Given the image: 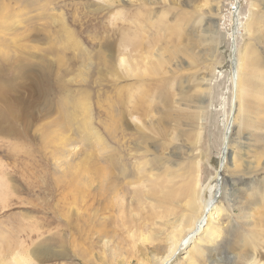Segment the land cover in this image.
<instances>
[{"label":"rangeland","instance_id":"rangeland-1","mask_svg":"<svg viewBox=\"0 0 264 264\" xmlns=\"http://www.w3.org/2000/svg\"><path fill=\"white\" fill-rule=\"evenodd\" d=\"M22 1L0 0V264H157L195 189L220 235L201 232L187 247L201 259L180 249L169 264H264V0L232 15V0ZM121 135L159 189L130 206L125 191L123 219L102 232L76 215L96 153Z\"/></svg>","mask_w":264,"mask_h":264},{"label":"bare ground","instance_id":"bare-ground-1","mask_svg":"<svg viewBox=\"0 0 264 264\" xmlns=\"http://www.w3.org/2000/svg\"><path fill=\"white\" fill-rule=\"evenodd\" d=\"M235 1L236 0H232L231 3L229 4V14L230 15H232L231 11L236 8L237 4ZM1 5L2 7H5L7 4L2 3ZM0 17H1L0 21L6 22L7 29H10L11 28L9 24L10 21L8 22V20H6L10 18V16L8 17V14L5 15L2 12H0ZM4 17L6 19H3ZM233 21H232V25H234ZM64 24H65L64 21L63 22L61 21L58 27V31L63 35L66 32L65 35H67L69 29L67 30ZM4 25L5 23L3 24V26ZM72 41L73 42H70V43L69 42L64 43L62 47L63 48L70 47V46L78 47L79 44H77V42L74 40ZM109 44H110V41L106 40L105 45L108 47L110 46ZM230 45H231V49H230L231 56H230V62L228 64L229 65V76H230L232 88L233 90H235V93H236L238 89L239 90L242 89L241 81H240V70L238 66L236 65L238 61V59L236 58V51H237L236 46H234L235 45L234 43ZM232 51H233V54H232ZM61 64H62L61 61L60 62L57 61L58 67H60ZM82 65H83V70H89L90 68L88 67L89 64H87V67L84 64ZM46 69H47L46 77L47 76L49 77L51 73V69L50 67ZM68 72L70 71H66V73ZM56 80H57V83H56L57 85L58 84L62 85V81L60 77H58ZM199 91L203 93V89L199 88ZM64 99L65 98H62V101ZM199 102L203 104L204 100L200 99ZM202 114H203V106L199 105L198 113L192 116V118L195 121H197V125L195 124V127L198 126L199 129L201 128L199 126H201L203 123ZM231 126H232V121L227 122V124L225 125L226 130L224 131V134L222 137L223 143L221 144V148H220L221 158H224L227 155L228 138H229V133L231 131L230 129ZM192 129H194V127ZM125 139H126L125 135H121L119 139H116L114 136H112L111 140H113L114 144L111 143L109 146L107 145L106 147H101L98 150L99 152L96 153L92 166H91V170H90L91 181L89 184L90 186L89 189L92 191V194H91L92 201L87 204V201H85V198L81 199L80 201L81 204L79 206V209L76 215L77 220L80 223H82V225L86 221H90V222L93 221V223L99 227L100 231L107 232V230L114 228L111 226L113 223L112 218H114V215L112 214L113 212H115L117 209H120L117 216L115 217H119L123 219V208L126 209L125 208L126 204L130 206L131 203L135 202L137 205H140L144 197L152 196L156 192V189H159L158 182L155 178L156 175L151 174V173L147 174V172L145 173V170H144L146 165H148V164L146 165L144 164L147 163L150 159L147 162L144 161L145 163H143L142 165L145 167L143 168V166H141L138 162L139 157H136L135 158L136 160H133L134 155H131L129 152L125 151V146L123 145V142ZM119 143H120V146L118 145ZM150 168L152 167L150 166ZM75 174H77V172ZM151 177L153 179H151ZM215 178H216L217 186L219 187L223 182V174H221V172H219L218 170L215 172ZM75 179H76V182H78L77 175ZM192 189L193 188L191 187L189 190V195L191 194ZM129 190L131 192V196H130L131 200L129 201L130 203L127 202L125 204L123 203L121 199H123L125 191L127 192ZM198 190L199 189L193 190L192 197L185 202V206L187 208L186 212L182 213V216H183L182 219H180L178 224L175 225V227L177 228L176 229L177 231L173 232L171 234V237L169 238L170 240L169 252L164 258H161L157 264H169L176 257L180 249H186L188 251V254L186 256H182L181 258L184 260V262H187V261L189 262L193 260L194 258H197L199 260L204 255V253L200 250L201 246L199 245L200 255L196 256L191 253L193 246L187 249V247L191 244V242L196 240L198 238V235L201 232L205 233V237L207 241L209 242L216 241V238H218V236L220 235L219 234L220 232L217 230V228H215L217 227L216 221H218V219L216 218L218 217L217 216L218 212H216V210L212 206L214 203L212 202L213 198L207 204L201 205L200 202L197 201L199 200ZM78 193L80 197H83L84 194L82 193V191H78ZM217 193H218V190L216 191L215 196L218 195ZM168 196H169V193H165L163 191L161 194V197L159 196V199L157 200V202L159 203L164 202L167 198H169ZM83 203H86V207L82 205ZM196 203H199V205ZM104 212L110 213V214L105 215L104 217H100L101 213H104ZM96 216L100 217V219L96 218ZM121 221L122 220H120V222ZM148 239H149L148 236L142 237V240L144 242L147 241Z\"/></svg>","mask_w":264,"mask_h":264},{"label":"water","instance_id":"water-1","mask_svg":"<svg viewBox=\"0 0 264 264\" xmlns=\"http://www.w3.org/2000/svg\"><path fill=\"white\" fill-rule=\"evenodd\" d=\"M235 2H236V4L238 5V0H236Z\"/></svg>","mask_w":264,"mask_h":264}]
</instances>
